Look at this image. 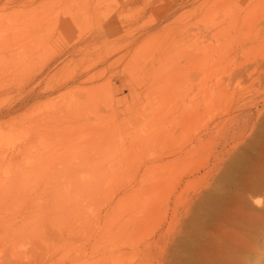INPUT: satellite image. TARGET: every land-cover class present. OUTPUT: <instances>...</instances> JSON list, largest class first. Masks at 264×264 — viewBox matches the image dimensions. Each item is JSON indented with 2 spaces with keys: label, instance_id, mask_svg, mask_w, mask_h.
<instances>
[{
  "label": "rangeland",
  "instance_id": "obj_1",
  "mask_svg": "<svg viewBox=\"0 0 264 264\" xmlns=\"http://www.w3.org/2000/svg\"><path fill=\"white\" fill-rule=\"evenodd\" d=\"M263 184L264 0H0V264H264Z\"/></svg>",
  "mask_w": 264,
  "mask_h": 264
},
{
  "label": "bare ground",
  "instance_id": "obj_2",
  "mask_svg": "<svg viewBox=\"0 0 264 264\" xmlns=\"http://www.w3.org/2000/svg\"><path fill=\"white\" fill-rule=\"evenodd\" d=\"M226 171V170H225ZM220 180V179H219ZM230 181H231V179H230ZM233 182V181H232ZM246 182V181H245ZM218 184V183H217ZM264 185V184H263ZM251 189V188H250ZM257 191V190H256ZM223 192V191H222ZM217 194V193H216ZM212 196V195H211ZM217 197V196H216ZM219 198V197H218ZM218 200V199H217ZM213 201V200H212ZM233 202V201H232ZM211 204V203H210ZM213 206V205H212ZM230 207V206H229ZM206 208V207H205ZM144 210V209H143ZM148 211V210H147ZM208 212V211H207ZM235 213V212H234ZM210 215V214H209ZM208 216V215H207ZM236 220V219H235ZM233 248V247H232ZM195 249V248H194ZM215 249H216V247H215ZM231 249V248H230ZM222 250V249H221ZM220 250V251H221ZM227 252V251H226ZM195 255V254H194ZM201 256V255H200ZM189 257V256H188ZM184 259V258H183ZM199 259V258H198ZM224 259V258H223Z\"/></svg>",
  "mask_w": 264,
  "mask_h": 264
}]
</instances>
